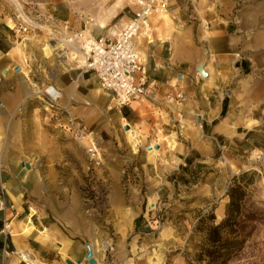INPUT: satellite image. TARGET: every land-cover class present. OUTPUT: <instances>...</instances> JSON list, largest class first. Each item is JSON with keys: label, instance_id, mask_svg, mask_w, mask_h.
I'll return each instance as SVG.
<instances>
[{"label": "crops", "instance_id": "1", "mask_svg": "<svg viewBox=\"0 0 264 264\" xmlns=\"http://www.w3.org/2000/svg\"><path fill=\"white\" fill-rule=\"evenodd\" d=\"M135 2L64 0L50 11L55 22L104 39L113 26L132 17ZM151 29V41H137L150 94L120 110L100 90L97 78L82 72V63L75 66L59 49L42 48L45 59L53 53L62 59L59 65L46 60L40 68L18 45H0V264H23L15 255H26L33 264H84L77 256L83 253L85 260L87 252L86 244L60 242L48 218L35 216L23 200L31 177L20 159L22 142L30 140L21 133L23 115L36 120L43 110L40 123L52 120L43 103L32 105L35 97L40 100L33 88L40 85L37 75L40 86L58 90L70 114L91 133L88 146L94 143L101 150L104 138L120 136L129 139L133 149L161 136L162 147L157 152L150 146L149 155H166L174 164L165 168L166 181L174 176L176 182L177 174L185 175L189 168L211 165L217 146L241 155H264V0H167L165 14L153 16ZM203 61L204 79L196 71ZM177 95L181 102H176ZM167 97L173 102L167 103ZM119 127H128L126 134H120ZM25 146L24 154L34 155L30 145ZM149 155L144 158H153ZM102 172L118 185L124 169L109 164ZM54 237L60 242H55L57 249ZM3 250L9 257L4 262Z\"/></svg>", "mask_w": 264, "mask_h": 264}, {"label": "rangeland", "instance_id": "2", "mask_svg": "<svg viewBox=\"0 0 264 264\" xmlns=\"http://www.w3.org/2000/svg\"><path fill=\"white\" fill-rule=\"evenodd\" d=\"M59 1L64 0H0V30L5 35H0V45H18L40 68L46 60L59 65L62 56L53 53L45 59L42 48L55 47L65 54L59 41L78 31L55 22L50 8ZM20 28L27 31L17 33ZM35 81L41 85L38 75ZM31 102L42 104L36 97ZM41 115L43 110L36 120L29 113L22 118L21 133L30 140L22 142L20 159L31 174L23 200L35 216L48 218L61 235L60 242L90 245L97 264H198L196 255L203 244V235L195 231L198 219L213 215L219 224L232 179L247 174L243 181L251 183L242 204L246 243L228 264H264V155L255 151L241 155L217 146L211 165L189 168L185 175L177 172L176 182L174 176L166 181L170 163L168 156L157 153L161 136L139 143V154L129 139L106 137L101 150L96 146L100 156L96 166L85 149L92 136L78 142L54 119L40 123ZM124 132V127L119 129ZM25 143L34 155L24 154ZM150 146H158L157 152L149 155ZM109 164L123 166L118 185L102 172ZM59 239L53 238L55 249ZM8 259L4 253L2 261ZM77 259L87 264L83 253Z\"/></svg>", "mask_w": 264, "mask_h": 264}, {"label": "built area", "instance_id": "3", "mask_svg": "<svg viewBox=\"0 0 264 264\" xmlns=\"http://www.w3.org/2000/svg\"><path fill=\"white\" fill-rule=\"evenodd\" d=\"M134 6L136 9L132 12V17L123 25L113 26L107 38L95 39L86 29H82L65 39L81 54L82 72L92 73L97 78L100 90L110 95L113 108L118 110L143 100L150 94L145 63L138 51L137 41L139 39L151 41V19L166 12L167 0H136ZM26 31L25 28H20L16 32ZM71 63L75 66L79 64L77 56ZM33 88L44 105V111L52 119L59 121V126L74 140L83 142L91 136L83 123L70 114L69 105L63 104L62 95L58 90L52 86L39 87L37 84H34ZM175 100L181 102L183 98L177 95ZM166 102L173 101L167 97ZM180 130L179 127V134ZM85 149L90 159L98 166L100 156L94 143ZM1 210H3L2 203ZM7 228L4 225L3 229ZM3 252L6 254L4 250ZM19 259L23 264H28L23 257L19 256Z\"/></svg>", "mask_w": 264, "mask_h": 264}, {"label": "trees", "instance_id": "4", "mask_svg": "<svg viewBox=\"0 0 264 264\" xmlns=\"http://www.w3.org/2000/svg\"><path fill=\"white\" fill-rule=\"evenodd\" d=\"M246 176L241 174L232 179L226 193L225 216L219 224H215L213 215L198 219L195 231L203 235V244L196 255L198 264H228L243 250L246 236L242 204L245 189L251 183L243 181Z\"/></svg>", "mask_w": 264, "mask_h": 264}, {"label": "water", "instance_id": "5", "mask_svg": "<svg viewBox=\"0 0 264 264\" xmlns=\"http://www.w3.org/2000/svg\"><path fill=\"white\" fill-rule=\"evenodd\" d=\"M204 65H205V62L203 61L202 64L199 65L198 68L196 69V71H197V73L199 74V76H200L201 78H203V79L206 78V74H205V72L203 71V67H204ZM18 71H19L18 69L15 70V72H18ZM127 129H128V127L125 128V130H127ZM148 149L150 150V148H148ZM154 149L157 150V149H158V146H155ZM22 166H23L26 170H29V169H30V167H29L28 164H22ZM85 247H86V250H87V252H86V254H85V260L87 261V264H97L96 261H95V259L93 258V252H92V249H91L90 245L87 244ZM65 263H66V264H73V263L70 262L69 260H67Z\"/></svg>", "mask_w": 264, "mask_h": 264}, {"label": "bare ground", "instance_id": "6", "mask_svg": "<svg viewBox=\"0 0 264 264\" xmlns=\"http://www.w3.org/2000/svg\"><path fill=\"white\" fill-rule=\"evenodd\" d=\"M163 14H165V13L162 12V13L158 14V16L163 15ZM59 43L61 44V46L65 47V49H66L65 54L71 62H72V59L75 56H77L79 62L82 63L81 54H79L75 49H73L67 40L59 41ZM19 256L23 257L26 263L33 264V262L31 261V259L28 256H26V255H19Z\"/></svg>", "mask_w": 264, "mask_h": 264}]
</instances>
